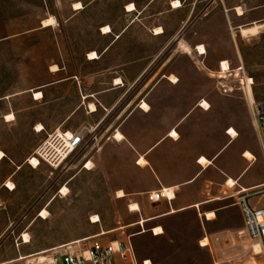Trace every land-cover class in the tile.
I'll use <instances>...</instances> for the list:
<instances>
[{
    "label": "rangeland",
    "instance_id": "rangeland-1",
    "mask_svg": "<svg viewBox=\"0 0 264 264\" xmlns=\"http://www.w3.org/2000/svg\"><path fill=\"white\" fill-rule=\"evenodd\" d=\"M151 1L0 0V151L6 154L0 161V264L12 260L16 261L9 264H28L31 259H17L20 255L34 254L95 236L103 230L138 223L142 217L149 218L156 212L166 210L167 200L152 203L147 195L141 194L136 196L140 199L134 201L141 202L143 216L140 218V213L129 209L133 201L130 203L128 198H117L119 190L128 193L144 190L143 186L150 182V178L136 168V159L133 160L135 157L129 146L113 141L101 143L99 133L88 134L81 153L71 157L63 167L55 169L41 163L35 168L28 163L46 137L44 131L35 132V126L44 118H53L56 111L52 95L47 97V101L50 100L48 106H44L43 102L33 100H37L35 92L43 90L45 84L56 77H84L91 72L95 86V79L101 75V65L87 63L86 53L100 51L108 43L101 36L104 26L112 25L117 29L133 20L134 13H126L129 4L136 3V10L137 7L147 8L135 26L136 36L127 43H137L142 47L153 45L152 40H144L141 35L143 30L155 28L163 21L179 23L185 18V3L189 6L192 0H183L184 8L176 15L170 11L171 0H155L149 7ZM173 1L171 6L178 9L174 8ZM78 2L83 3L84 7L75 9ZM238 8L245 12L243 16L238 15ZM51 17L56 19V24L44 26L43 21ZM193 21L195 24L190 34L198 29L205 34L203 42L209 48L207 62L222 60L229 62L232 70L243 68L239 76L220 78L217 72L221 63L217 70H213L197 60L202 68L207 69L202 73L207 79L206 83L199 86L204 89L206 100L212 103L208 101L211 108L213 105V109L220 113L222 146L227 142L224 129L234 127L239 133L232 144L228 136L231 141L227 146L231 147L223 153L222 158L232 151H238L239 158L233 162V168L238 169L244 162H250L243 157V153L251 149L244 148L249 144L255 146L260 151L259 155L257 157L251 150L256 159L242 174L245 176L248 171L244 184L256 183L264 179V152L250 111V96L254 102L264 100V29L256 36H245L241 27L264 22V0H200ZM185 45L188 44L181 42L180 48L192 55L193 50L187 53ZM186 54L176 61L185 66V70L190 69L193 63ZM54 65L63 70L52 73ZM250 78L254 83L248 82ZM222 85L234 87L236 91L225 94ZM89 89L91 86L85 85V90ZM67 97H70L69 93ZM190 102L185 99V106ZM8 114H14L15 119L8 122ZM88 158L92 159L91 170L83 169ZM229 177L232 176L226 177L224 190L233 193L238 187L225 185ZM8 181L15 184V190L5 186ZM240 185L246 186L242 180ZM64 186L69 188L67 195L60 194ZM256 201V197L249 199L250 204ZM44 209L49 211L46 219L39 217ZM94 215L100 216L99 223L91 221ZM203 218L195 211H188L147 222V232L143 234L135 235L143 230V226L137 224L104 235L103 238L116 241L124 235H134L138 256L152 260L153 264H213L208 249L199 244L205 235L202 221L208 229L204 214ZM231 219L232 216L229 221ZM156 226H162L164 233L155 236L153 227ZM24 234L30 236V243L24 244ZM254 260L255 264H263ZM254 260L242 264H252Z\"/></svg>",
    "mask_w": 264,
    "mask_h": 264
},
{
    "label": "crops",
    "instance_id": "crops-1",
    "mask_svg": "<svg viewBox=\"0 0 264 264\" xmlns=\"http://www.w3.org/2000/svg\"><path fill=\"white\" fill-rule=\"evenodd\" d=\"M172 1L169 2V8L176 15L183 10L184 3L181 0L183 6L173 9ZM154 2L155 0H152L149 7ZM199 3L200 0H192L190 7L185 3V18L179 23L163 21L156 26L164 28L165 32L162 34L154 33L156 27L143 30L142 37L145 41L152 40V47L149 45L139 47L137 43L127 45L131 38L136 36L135 26L147 8L137 7L136 11L128 12L126 7V13H134L133 20L117 29L111 25L113 31L109 34H103L101 31V36L106 38L108 43L100 51L92 50L97 51L100 58L91 60L90 52L86 53L87 63L101 65V75L95 79V86L92 81L93 72L84 77L59 76L45 84L41 90L44 93L43 99L35 100L32 97L36 102H43L44 106L50 103L47 97L49 95L53 97L52 104L56 107L54 117L44 118L41 122L45 126V133L58 128L75 131L86 126L102 136L101 143L113 141L132 149L136 168L147 174L150 182L143 186L144 190L125 192L126 196L119 199L128 198L127 200L130 203L133 201L131 203L133 204L137 203L134 201L139 198L136 197L138 195L148 196L154 191L157 194L160 191L163 193L166 188L174 189L175 197L170 198L163 193L159 201L152 202L158 203L165 199L168 206L166 210L156 212L149 218L142 217L140 201L137 203L140 204L138 211H132L131 204H128L130 211L140 213L142 219L138 223L127 225V228L137 224L146 228L147 222L152 223L168 216L195 211L201 219H204L203 214L207 217L208 212L217 213L214 219L206 218L208 229L202 221L205 235L227 229H239L243 226V217L236 199L231 200L229 197L231 192L224 190L226 177L230 175L236 178L237 185H240L242 180V184L248 189L264 183V179L252 184L243 183L248 171L245 176L242 173L250 167V162L248 161L249 164L244 162L240 168L234 169L233 162L239 158L238 151H232L222 158L223 153L231 147L227 146L231 140L225 134L230 126L224 129L227 142L222 146L220 113L213 109V105L209 110L199 106L207 99L204 89L199 86L206 83L207 79L202 73L207 69L202 68L197 60H201L213 70H217L222 62V60L207 62L208 53L196 52L200 44H204L209 52L208 44L203 42L205 34L200 29L190 34L195 24L193 19ZM181 42L192 48V55L183 52L180 48ZM185 54L193 62L190 69L186 70L185 66L176 62L178 57ZM62 70L60 68V71L52 73H60ZM170 75L177 76L179 82L169 81ZM118 78L122 79L121 84H116ZM85 85H90L91 89L85 90ZM67 93L70 97H67ZM185 99L191 101L188 106H185ZM145 101L151 107L149 111L139 107ZM91 103L97 105L98 111L93 112L90 109ZM173 130L178 131L179 139L170 136ZM118 131L125 135V140L120 142L113 138ZM247 148L258 157L260 151L255 146L249 144L244 149ZM142 156L147 159V165L139 164ZM203 156L213 163L207 167L203 166L200 163ZM14 174L10 177L12 178ZM225 185L228 187L227 183ZM251 205L264 206V198L261 200L257 198ZM231 216L232 219L229 221ZM143 219L146 220L144 225L140 224ZM156 227H153V231Z\"/></svg>",
    "mask_w": 264,
    "mask_h": 264
},
{
    "label": "built area",
    "instance_id": "built-area-1",
    "mask_svg": "<svg viewBox=\"0 0 264 264\" xmlns=\"http://www.w3.org/2000/svg\"><path fill=\"white\" fill-rule=\"evenodd\" d=\"M222 88L225 94L236 91L229 85H222ZM242 91L246 96L244 88ZM250 111L256 121L257 135L264 152V100L255 102ZM34 130L38 133L37 127ZM92 132L93 129L86 126L75 131L58 128L46 132V137L33 154H36L41 163L58 169L71 157L81 153L88 134ZM227 132L229 134L230 129ZM90 162L91 159L88 158L83 169L88 170ZM155 192L148 194L151 202H157L163 197L162 191L157 194ZM229 197L236 199L240 206L243 226L235 230L227 229L211 235L206 234L202 239H207L204 248L208 249L213 264H240L250 257H255L264 264V206H253L249 202L251 197H257L259 200L264 198V183L250 187L248 191L241 187L230 193ZM98 235L75 244L52 247L42 259L36 257L28 264H153L152 260L138 256L132 234L124 235L116 241L105 240L104 236ZM202 240L199 242L201 246ZM256 247L260 248L258 253L255 251Z\"/></svg>",
    "mask_w": 264,
    "mask_h": 264
},
{
    "label": "bare ground",
    "instance_id": "bare-ground-1",
    "mask_svg": "<svg viewBox=\"0 0 264 264\" xmlns=\"http://www.w3.org/2000/svg\"><path fill=\"white\" fill-rule=\"evenodd\" d=\"M173 6H174V8H179V7L182 6V2H181L180 0H174V1H173ZM83 7H84L83 3H81V2L75 3V9H81V8H83ZM134 10H136V5H135L134 3L129 4V5H128V11H134ZM244 14H245V12L243 11V9H242V8H238V15H239V16H243ZM43 22H44V26H52V25L56 24V19H55L54 17H51V18L46 19V20L43 21ZM262 29H264V22H256V23H254V24L251 25V26H248V27H241V32H242V34L245 35V36H256L257 34H259V33L262 31ZM112 31H113V30H112V27H111L110 25H106V26H104L103 29H102V33H103V34H109V33H111ZM162 33H164V29H163L162 27H158V28L155 29V34H156V35H158V34H162ZM196 50H197V51H200L201 54H207V49H206V47H205L204 45H199V47L196 48ZM185 51H186L187 53H192V48H191L189 45H185ZM198 53H199V52H198ZM99 57H100V56H99V53H98L97 51H91V52L89 53V59H91V60L98 59ZM242 69H243V68L236 69V70H232V68H231V66H230V64H229V62H227V61H223V62L220 64V70L217 72V74L219 75L218 77H220V78H226V77H228V76H230V75L239 76V71H241ZM51 70H52V72H58V71L60 70V68H59L58 65H54V66H52ZM213 74H215V72H213ZM168 79H169V81H171L172 83H178V82H179L178 77L175 76V75H170ZM122 82H123V81H122L120 78H118V79L116 80V84H121ZM248 82L251 83V84L254 83V81H253L252 78H250V79L248 80ZM248 89L251 90L250 88H248ZM43 97H44V94H43L42 91H37V92H35V98H36L37 100H38V99H42ZM254 103H255L254 100H253L252 97L250 96V104H251V106H252ZM199 106L202 107V108H204V109H207V110H209V109L211 108V104H210L206 99H204V100L201 102V104H199ZM139 107H140L142 110H145V111H149V110L151 109V108H150V105H149L146 101L143 102V105H142V106H139ZM90 109H91L93 112L98 111V107H97V105L94 104V103L90 104ZM14 119H15V115H14V114H8V115L6 116V120H7L8 122L13 121ZM255 123H256V121H255ZM256 128H257V125H256ZM37 129H38V133H41V132L44 131L45 126H44L42 123H40V124H38ZM226 134L232 139V142H230V144H232V143H233V142L239 137V133L237 132V130H236L234 127H231V128H230V132H229V134H228V132H227ZM170 136H171L172 138L179 139L180 134L178 133L177 130H173V131H171ZM113 138H114L115 140H117V141H123V140H125V136H124V134H123L122 132H120V131H118V132L116 133V135L113 136ZM5 156H6V154H5L3 151H0V161H2V160L5 158ZM243 157H244L245 159H247L248 161H250V162H253V161L256 159L255 154H254L251 150H245L244 153H243ZM140 158H141V159L139 160V164H140V165H143V166H144V165H147V164H148V161H147V159H146L144 156H142V157H140ZM28 163H29L30 165L34 166L35 168H37V167H39V166L41 165V161H40L39 158L36 156V154L32 155V156L28 159ZM200 163H201L203 166L207 167L208 165H211L213 162H212L210 159H208L207 157L203 156V157H201ZM253 163H254V162H253ZM88 167H89L88 170H91L92 167H93V163L90 162V163L88 164ZM19 168H21V167H19ZM226 183H227L228 187H235V186L238 184V181H237V179H234V178H232V177H229ZM5 186L8 187V188H9L10 190H12V191L15 190V188H16L15 184H14L13 182H10V181H8V182L5 184ZM237 187H238V190H239L241 187L244 188V191H248V190H249L248 188H246V187H244V186H241V185H237ZM68 192H69V188H68V186H64L63 190L60 191V194H62V195H67ZM163 193H164V195L167 196V197H170V198L175 197V192H174V189H173V188H166V189L164 190ZM125 196H126V193H125L124 190H119V191L117 192V197H118V198H122V197H125ZM130 209H131L132 211H138V210H139V205H138L137 203H133V204L130 205ZM48 215H49V211H48L47 209H44V210L42 211V213L39 215V217L46 219V218H48ZM206 216H207V218H208L209 220H211V219H214V218L216 217V214H215L214 212H208V213L206 214ZM91 221H92L93 223H99V222L101 221V218H100L99 215H94V216L92 217ZM145 221H146V220L143 219V220L140 222V224H143V225H144ZM127 227H128L127 225H122V226H120L119 228H116V229H112V230H108V231H107V230H103L98 236H104V235H107V234H110V233H114V232L119 231V230H124V229H126ZM145 231H147L146 228H143V230H141V232L138 233V234L144 233ZM154 231H155V232H154ZM154 231H153L154 235H155V236H158V235H161V234L164 233V228L161 227V226H159V227H156ZM138 234H135V235H138ZM96 236H97V235H95V236H91V237H87V238H84V239H81V240H78V241L71 242L70 244L78 243V242H82V241H84V240L86 241V240H88V239H92V238H94V237H96ZM131 236L133 237L134 235H131ZM24 241H25L24 244H28V243L31 242L30 236H29L28 234H24ZM206 243H207V239L202 240V246H201V245H200V246H201V247H205V246H206ZM49 250H50V249H44V250H41V251H39V252H37V253H34V254H30V255H20L19 258H18L17 260H25V259L28 260V259H31L30 261H32V260H33L34 258H36V257H40V258L42 259L43 256H44ZM255 251L258 253V252L260 251V248H259V247H256ZM254 259H256V258H255V257H250V258H248V259L242 261L240 264H242V263H244V262L247 263V262L252 261V260H254ZM256 260H257V259H256ZM14 261H16V260L8 261V262H5V263H3V264H9V263H12V262H14ZM257 261H258V260H257ZM259 262L262 263V261H259ZM251 263H252V262H251ZM148 264H150V263H148ZM252 264H255V260L253 261Z\"/></svg>",
    "mask_w": 264,
    "mask_h": 264
}]
</instances>
